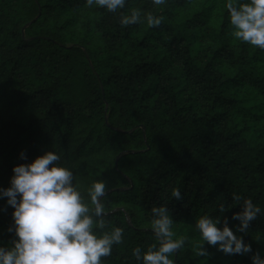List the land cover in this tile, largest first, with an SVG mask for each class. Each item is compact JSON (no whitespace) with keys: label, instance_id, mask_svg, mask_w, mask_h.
Returning <instances> with one entry per match:
<instances>
[{"label":"trees","instance_id":"16d2710c","mask_svg":"<svg viewBox=\"0 0 264 264\" xmlns=\"http://www.w3.org/2000/svg\"><path fill=\"white\" fill-rule=\"evenodd\" d=\"M227 3L125 0L113 13L86 0H0V189L14 166L52 150L86 201L93 182L107 186L104 219L124 235L102 264H142L133 249L158 243L151 210L163 205L174 238L187 237L174 264L264 258V50L233 37ZM133 8L141 22L122 25ZM148 13L162 23L149 27ZM233 194L261 209L248 233L232 219L242 203ZM7 200L5 247L16 238ZM204 215L219 216L221 228L227 217L252 252L227 255L205 242L209 255L195 256Z\"/></svg>","mask_w":264,"mask_h":264},{"label":"clouds","instance_id":"9594fccd","mask_svg":"<svg viewBox=\"0 0 264 264\" xmlns=\"http://www.w3.org/2000/svg\"><path fill=\"white\" fill-rule=\"evenodd\" d=\"M155 5L165 4V0H153ZM86 4L117 12L125 6V0H86ZM233 26L234 38L264 50V0H246L226 4ZM149 27H157L162 17L146 14ZM120 22L127 26L141 22V12L133 8L130 14L121 13ZM21 158L25 159L24 153ZM59 155L46 151L31 163L14 166L11 186L0 189V196L7 197L8 204L14 208L12 217L16 238L11 246H0V264H102V258L112 254L114 245L123 242L124 230L110 227L104 219L107 215L102 198L106 194V184L95 181L88 189L90 198L74 185L73 172L58 163ZM171 195L176 200L183 196L178 188ZM233 200L242 201L241 211L233 213L232 219L239 220L238 232L248 233L251 223L261 213L260 207L251 198L233 194ZM228 207V206H227ZM224 203L219 204L221 213L227 210ZM153 230L158 243L150 245L146 251L140 247L133 249V256L142 264H174L170 257L185 247L187 237L174 238V220L166 205L152 208ZM204 215L196 220L200 242L192 245L195 256H208L205 242L218 246L227 255H244L252 252L250 244L236 235L228 226V219ZM261 241L257 235L255 238ZM253 264H264L259 252L252 255Z\"/></svg>","mask_w":264,"mask_h":264}]
</instances>
